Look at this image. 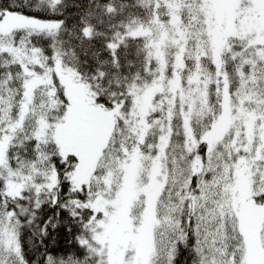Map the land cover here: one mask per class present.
<instances>
[{"label":"snow or ice","instance_id":"6c2138e0","mask_svg":"<svg viewBox=\"0 0 264 264\" xmlns=\"http://www.w3.org/2000/svg\"><path fill=\"white\" fill-rule=\"evenodd\" d=\"M0 264H264V0H0Z\"/></svg>","mask_w":264,"mask_h":264}]
</instances>
